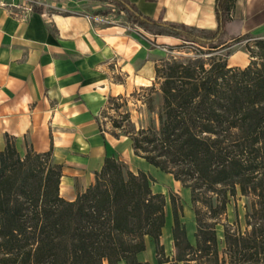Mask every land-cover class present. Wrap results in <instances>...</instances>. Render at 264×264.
Returning <instances> with one entry per match:
<instances>
[{
    "label": "trees",
    "instance_id": "1",
    "mask_svg": "<svg viewBox=\"0 0 264 264\" xmlns=\"http://www.w3.org/2000/svg\"><path fill=\"white\" fill-rule=\"evenodd\" d=\"M97 1L124 11L147 32L196 46L195 55L157 67L159 87L145 96L139 127L127 113L114 121L121 132H112L131 138L137 156L190 190L195 243L172 196L175 256H166L167 200L153 189L151 174L109 156L95 182L66 200L52 153L22 156L9 142L0 151V264H149L137 257L147 235L161 264H264V37L255 41L248 65L230 66L221 51L243 37L242 19L231 17L233 0H216L214 32L161 23L129 0ZM232 202L235 220L222 223L221 249L217 226Z\"/></svg>",
    "mask_w": 264,
    "mask_h": 264
},
{
    "label": "crops",
    "instance_id": "2",
    "mask_svg": "<svg viewBox=\"0 0 264 264\" xmlns=\"http://www.w3.org/2000/svg\"><path fill=\"white\" fill-rule=\"evenodd\" d=\"M42 1L25 20L0 7V151L9 142L19 152L50 151L62 167L66 200L95 182L109 156L134 172H162L135 154L131 138L103 129L98 114L109 97L156 85L157 67L168 59L163 47L181 40L143 30L120 9L116 16L105 10L114 6L108 2ZM129 1L161 23L218 28L216 0ZM231 17L242 19V35L264 31V0H233ZM173 225L167 212L161 243L171 260ZM145 243L138 260L161 264L155 239L147 235Z\"/></svg>",
    "mask_w": 264,
    "mask_h": 264
},
{
    "label": "rangeland",
    "instance_id": "3",
    "mask_svg": "<svg viewBox=\"0 0 264 264\" xmlns=\"http://www.w3.org/2000/svg\"><path fill=\"white\" fill-rule=\"evenodd\" d=\"M105 10L109 12H113L116 16H120V10L117 7L107 6ZM264 37V31L255 32V33H247L244 34L243 37L234 42L228 48L222 50V54H229L227 56L228 63H241L244 67L248 65L253 59V55L256 53L257 48L255 46V41L257 39ZM196 46L186 43L183 41L177 42L175 46H173L172 50L180 52L181 55H195L196 54ZM180 55V56H181ZM167 60V59H166ZM153 87L158 88L159 83L156 85L153 84L148 87H144L140 90L129 93L125 96H115L109 97L104 107L100 110L98 114V119L105 130H109L110 132L117 131L121 132L119 129L114 128V121L123 120L124 116L128 113L129 119L139 127L140 117L146 116V108L145 101H147L146 95L151 93ZM123 124L125 127L129 128L128 119L124 120ZM29 151V149H28ZM20 152L22 156L26 155L28 152ZM159 171V170H158ZM154 181L152 182V187L155 191L161 192L165 195L167 200L166 212L172 211V202L171 197L174 196L177 200V203L182 205V221L189 229L188 236L190 240L195 243L194 232L196 230V222L193 211V204L191 201L190 190L184 188L180 182L174 180L173 175L168 174L164 171L156 172L154 176ZM245 202V198L239 199L237 201L238 212L240 217L243 218L244 210L243 204ZM212 219H210L211 221ZM235 220V205L232 202L228 207V215L227 220L223 217L220 221L221 224L217 226L218 230V240L219 247L222 249L224 247V239H223V226L222 223L225 222H233ZM192 228H195L194 230ZM195 264V262H193Z\"/></svg>",
    "mask_w": 264,
    "mask_h": 264
},
{
    "label": "built area",
    "instance_id": "4",
    "mask_svg": "<svg viewBox=\"0 0 264 264\" xmlns=\"http://www.w3.org/2000/svg\"><path fill=\"white\" fill-rule=\"evenodd\" d=\"M45 4L42 0H0V7L5 8L10 15L17 19H27L37 7ZM167 60L176 59L181 55L180 52L174 51L170 48L163 47Z\"/></svg>",
    "mask_w": 264,
    "mask_h": 264
}]
</instances>
